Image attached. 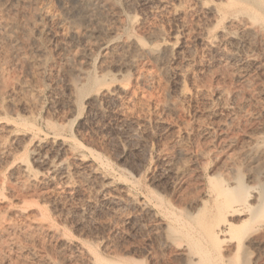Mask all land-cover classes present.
I'll list each match as a JSON object with an SVG mask.
<instances>
[{
  "label": "rangeland",
  "instance_id": "374dc122",
  "mask_svg": "<svg viewBox=\"0 0 264 264\" xmlns=\"http://www.w3.org/2000/svg\"><path fill=\"white\" fill-rule=\"evenodd\" d=\"M12 1L0 0V264H92L95 256L104 264H176L175 248L163 246L153 218L129 196L184 213L188 200L207 188L211 173L224 175L232 154L257 135L256 125L264 121V38L252 37L232 56L228 46L209 48L200 31L206 16L193 0ZM110 1L119 10L110 11ZM234 16L225 13L217 31L228 27ZM153 27L164 32L170 45L165 54L169 69L159 70L146 57L134 71L119 67L123 51L117 43L141 38ZM98 31L105 32L106 43H97ZM71 36L86 38L62 49L60 41ZM243 57L250 61L243 63ZM187 59L186 94L176 98L172 68ZM82 67L85 75L75 72ZM104 69L118 72L116 82L124 89L114 99L89 106L103 85L104 80L95 78L103 79ZM151 72L153 78L143 83L141 77ZM69 82L78 86L72 106L66 103ZM172 97L177 110L163 109ZM55 129L67 134L65 143L82 159L66 155L68 186L62 179L41 180L46 164L30 153L39 139L43 155L55 159L53 147L61 142ZM85 147L109 167L97 165ZM169 158L179 174L166 171L164 160ZM22 159L31 164L33 177L18 169ZM234 164L233 174L245 180L244 162ZM91 165L111 177L118 199H106L97 191ZM246 256L249 264H264V246L250 248Z\"/></svg>",
  "mask_w": 264,
  "mask_h": 264
},
{
  "label": "bare ground",
  "instance_id": "6f19581e",
  "mask_svg": "<svg viewBox=\"0 0 264 264\" xmlns=\"http://www.w3.org/2000/svg\"><path fill=\"white\" fill-rule=\"evenodd\" d=\"M262 1L263 0H193L194 6L198 8L199 10L203 11V14H205L206 16V23L204 24L205 28L200 29L204 37L203 41L206 44V46L214 50L219 49L221 46H223L222 48H224V46L225 47L228 46L230 47L229 49L231 50L227 49L228 51L226 52L230 51L228 53V56H232L233 50L237 49L238 47L243 46L246 43V41L251 39L252 37H258V38L263 37L264 38V5ZM108 6L110 8V11L111 9L116 8V6L114 5L112 1L108 3ZM112 12L114 13V10ZM228 12H233L235 16L231 18L229 21H227L228 24L226 25H228V27L226 28L224 27L223 29L217 31V29H219L218 27L220 23L219 21L221 20L223 15ZM100 24L101 23H99V25ZM230 27L232 29L233 28L236 29L235 30L237 33L236 35H234V33L232 34ZM156 28L152 31L149 29L150 31H148L145 36L143 37L141 36V38L140 37L139 38L138 37L137 38L127 37L126 39L124 38L122 39V41L117 43L118 44L117 48L119 47V49L121 50L120 51L121 53L123 51V55L121 54L122 55L121 57L120 55H116L117 56V61H115L116 63L119 61L118 59L119 57L122 59L119 63H117V65L119 64L118 65L119 67H124L125 69L129 68L134 71L137 68L138 60L142 59V57H146L149 60H151V62L153 61L152 63H155L156 64L155 66H158L157 68L159 70L165 71L167 68L169 69L170 64L169 62L167 63L166 59L168 58L165 57V54L169 50L170 45L167 39L163 35L164 32L162 33L160 30L158 29L156 30ZM101 31L103 30L101 29ZM105 31L108 32L107 29ZM110 31L114 32V30H110L109 28V32ZM215 31L217 32L215 33ZM99 32L100 31H98L96 34H98ZM100 34L98 35L101 36V38L99 36H96L97 38L99 37L98 39L99 41L98 42L96 41V42L98 44L106 43L107 38L106 37H105L106 39L103 38V35L102 34L100 35ZM78 38L79 37H77V40L72 39V36L71 38H66L64 39V41H60V47L64 50H67L75 46L76 44H78L80 41H84L86 37L84 36V38H81V37L79 39ZM112 38L113 36L110 37V39ZM93 39L95 38L93 37ZM156 41H157V44H155ZM84 47L87 48V46H84ZM114 47L116 46L114 45ZM88 52L92 53V51H88ZM111 53L113 54L114 51L112 52L111 50L109 54ZM111 58L109 59L111 60ZM115 58H112V59L115 60ZM243 58H241L243 60V63L247 64V62L250 61L249 58L247 57L244 59ZM63 59H64V56H63ZM110 60H108L107 62H109ZM86 61H89V60H86ZM107 64L105 62V65ZM189 64L190 62L188 63V59H187L184 62H182L179 66L172 68L173 81L171 83H173L172 85L173 88L171 89H172L173 95L176 98L184 96L186 94L185 79L190 74V68L188 66ZM103 66L101 69L105 68ZM124 68H120V70H123ZM85 70L82 67V68L76 69L75 72L83 75L85 73ZM105 70L106 69H104L103 73L101 72V75L99 74L100 77L103 79H100L99 77L95 78V82L101 81V80H104V82H103V85L99 87V89L97 90V93L94 94L91 97V100L87 102L89 106H90V102L92 104H98L97 102L104 98L114 99L118 96V93L124 89L123 85L121 86L116 82L118 81L117 80L118 72L108 73V72H105ZM144 75L145 76L141 77V81L143 83H146L149 77L153 78L154 76V75L152 76V72L151 74L148 73V75L146 74ZM66 85H67L66 87L69 90V93L66 94L68 95L66 99L67 100L66 103L67 102L71 103L73 96H74L73 93L76 92V89H78V86L75 85V83H70V82ZM220 93L221 92L217 91V95L218 94L220 95ZM172 98L173 99L166 102L162 106L163 109L165 110L172 109V107L175 105V102H176L175 100L176 98L174 97ZM73 102L75 103V101ZM227 104L224 103L223 104L224 107L226 106L227 109H230V110H232V108L234 109V107L231 106L232 104H229V105ZM71 106H72V103H71ZM173 109H176V108L173 107ZM256 126H257L256 127L257 135L253 138H250L245 144H243L242 147L238 149V152L235 154V156L232 154V156L234 157L233 163L224 165V168H223L224 175L220 176L221 173L220 175H216L215 173L213 174L211 173L210 175L208 174L209 176L207 177V180H208L207 188H205L204 191L201 192L198 196L196 195V197L191 198V200H188L189 202L187 204V209L184 211V213H176L175 211L171 210V208L170 209L166 208L162 210L160 208L161 206L159 207L158 205L159 202L158 203L155 202L156 200L153 201L152 206H147L144 198L140 199L137 197L129 196L130 199L128 200H130L131 203L137 205L145 214L150 215L149 217L153 218L155 231L160 236L161 240L160 239L159 240L164 244L163 246L165 247L173 246L175 248L176 250L175 255L177 256V259H178L176 264H249L248 258L246 256L247 251L250 248L255 249V248L264 246V121L263 123L256 125ZM131 130H133V127L131 128ZM61 131H58V130L54 131L57 137L61 139V142L57 141L56 146L54 144L55 147H53V151H54L53 155L56 156L55 159L53 158L50 159L49 157L46 156V153L45 155H43L44 153L41 151L43 144L39 141V139L38 141L36 140L37 142L33 144V148L30 153L33 158L40 161L41 163L46 164L45 165L46 169H45V172L41 180H44V181L46 180L48 182H52V181L54 182L55 179L56 180L62 179L63 183L66 184V183H70L69 182L70 181L69 180L70 179V172H69L70 164L67 162V159H65L66 155H69L68 158L70 157L73 160L82 161V159L79 156L80 154L78 155V154L73 153L71 146L65 143L67 142L65 140L66 139L65 135L67 134L64 135L63 132ZM51 132L52 134H54L53 131ZM71 138L72 137H70L69 139ZM62 140H65V141L63 142ZM74 142L75 141H73V143ZM76 143L78 144V146L79 145L83 146L82 143L80 144V142L78 143V141H76ZM84 149H87L89 153H91L90 155L94 156V159L97 165L99 166L101 165V167L108 166L107 160L101 157L97 152L91 149H88L86 147ZM180 152H179L180 154L182 155L184 154L182 153L181 149H180ZM64 153H67V154H64ZM62 154H64V158L62 157L63 156ZM26 159L28 160V157ZM26 159L24 160L22 159V162L20 163L18 169L20 168L22 172H25V174L27 175V178L30 176L33 177L34 174L32 175L30 173L31 164ZM239 160L243 161L245 164V167H244L245 172H246L245 180L241 179L238 175L233 174L235 172L234 169L236 170L235 168L236 165L234 164V162L236 163V161H239ZM164 165L168 173L177 174L179 172L178 171L179 169L176 168L175 163H173L170 160V158L168 160L167 159L164 160ZM90 177L95 180L94 186L96 187L97 191L101 195L105 196V198L108 197V199L112 201L116 198L118 199V196L116 194L118 193V186L112 184L111 177L109 178L107 176H104L96 172L95 169H93L92 165H91V170H90ZM30 181H33V180H30ZM61 185L63 186V184ZM66 186L68 185L66 184ZM151 193L152 195L157 194V192L153 190ZM145 198L150 201V199H148L146 196ZM92 260L94 262V263L91 262L92 264H104L105 263V262L103 263V261H101V259L96 256L92 258ZM133 263L141 264L139 260H135Z\"/></svg>",
  "mask_w": 264,
  "mask_h": 264
}]
</instances>
